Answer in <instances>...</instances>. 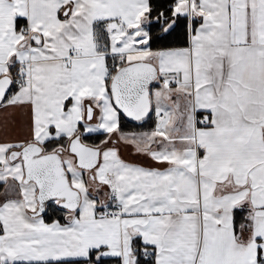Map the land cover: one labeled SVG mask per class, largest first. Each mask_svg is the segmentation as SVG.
Instances as JSON below:
<instances>
[{
  "label": "snow or ice",
  "instance_id": "1",
  "mask_svg": "<svg viewBox=\"0 0 264 264\" xmlns=\"http://www.w3.org/2000/svg\"><path fill=\"white\" fill-rule=\"evenodd\" d=\"M0 117V264H264V0H0Z\"/></svg>",
  "mask_w": 264,
  "mask_h": 264
},
{
  "label": "trees",
  "instance_id": "2",
  "mask_svg": "<svg viewBox=\"0 0 264 264\" xmlns=\"http://www.w3.org/2000/svg\"><path fill=\"white\" fill-rule=\"evenodd\" d=\"M154 2L159 3V4H163V5H167L168 3L171 2V0H154ZM22 23V22H21ZM155 116L154 114H151L150 118L147 119L146 123H134L131 122L128 119H124L122 121V128L125 132H144V131H151L152 129H154L155 127ZM102 137L96 136L93 137L92 140H90L89 142H98L99 139H101Z\"/></svg>",
  "mask_w": 264,
  "mask_h": 264
},
{
  "label": "crops",
  "instance_id": "3",
  "mask_svg": "<svg viewBox=\"0 0 264 264\" xmlns=\"http://www.w3.org/2000/svg\"><path fill=\"white\" fill-rule=\"evenodd\" d=\"M4 130H5V128L3 125V119H2V117H0V133H2ZM8 131L11 135H18L19 134V131L14 130L13 126H9ZM137 133H139V132H137ZM122 155L125 159H129V160H142L143 159V158H139V157L133 155L131 149H128L126 151H122ZM0 190H2V186H0Z\"/></svg>",
  "mask_w": 264,
  "mask_h": 264
},
{
  "label": "water",
  "instance_id": "4",
  "mask_svg": "<svg viewBox=\"0 0 264 264\" xmlns=\"http://www.w3.org/2000/svg\"><path fill=\"white\" fill-rule=\"evenodd\" d=\"M150 116H151V114H150ZM126 119H128V120H130L131 122H134V123H140V122L132 121L130 118H126Z\"/></svg>",
  "mask_w": 264,
  "mask_h": 264
}]
</instances>
